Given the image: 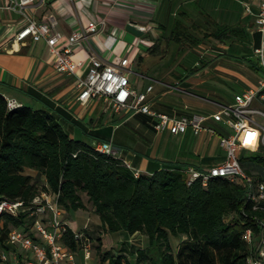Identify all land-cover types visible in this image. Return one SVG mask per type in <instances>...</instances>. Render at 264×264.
I'll return each mask as SVG.
<instances>
[{
    "label": "crops",
    "instance_id": "0c3cea01",
    "mask_svg": "<svg viewBox=\"0 0 264 264\" xmlns=\"http://www.w3.org/2000/svg\"><path fill=\"white\" fill-rule=\"evenodd\" d=\"M259 2L38 0L27 12L37 22L55 20L56 30L65 38L87 22L101 20L97 32L88 37V45L73 51V60L81 62L76 74H85L90 56L115 67L128 57L130 64L124 75L131 89L144 92L151 86L146 98L150 109L179 118L209 116L232 103L239 92L256 88L264 76L253 53L260 41L253 22ZM24 21L17 11L5 9L0 0V95L4 99L52 115L74 141L109 143L114 156L140 175L173 168L206 171L223 162L224 150L216 135L156 133L149 116L123 109L105 112L99 100L79 103L75 77L54 70L44 41L15 40ZM216 27L231 31L226 41L201 40ZM187 36L202 42L189 49L184 44ZM154 43H160L161 54L149 53ZM205 126L216 134L230 132L211 120ZM28 171V175L35 174ZM72 214L64 223L76 232L69 225L72 216H87L79 211ZM3 252L5 249L0 250V254ZM76 263L97 264L93 257L84 260L82 252L76 254Z\"/></svg>",
    "mask_w": 264,
    "mask_h": 264
},
{
    "label": "trees",
    "instance_id": "16d2710c",
    "mask_svg": "<svg viewBox=\"0 0 264 264\" xmlns=\"http://www.w3.org/2000/svg\"><path fill=\"white\" fill-rule=\"evenodd\" d=\"M229 34L226 27H216L201 40L222 43ZM186 39L189 49L202 42L191 36ZM159 45L154 43L149 53L161 54ZM252 153L260 171L245 167L242 156L240 168L264 181V145ZM28 170L42 182L34 181L25 173ZM185 170L164 169L134 177L115 156L70 139L52 115L21 105L9 109L0 95V201L21 202L27 208L45 191L56 196L62 214H72L86 208L85 197L102 233L146 238L147 246L134 251L131 242L119 243L111 252L102 251L100 238L93 245L89 241L97 264H246L248 248L241 235L252 226L249 216L254 213L243 205V183L214 178L205 186L199 179L188 184ZM33 221L28 211L15 216L1 213L0 250L6 249L4 243L12 229L36 240L30 230ZM60 243L78 253L82 242L67 226Z\"/></svg>",
    "mask_w": 264,
    "mask_h": 264
},
{
    "label": "built area",
    "instance_id": "2783aa9c",
    "mask_svg": "<svg viewBox=\"0 0 264 264\" xmlns=\"http://www.w3.org/2000/svg\"><path fill=\"white\" fill-rule=\"evenodd\" d=\"M7 10L17 11L24 18V24L15 35V40L24 42L44 41L48 48L54 70L62 75L75 77L74 87L77 91L76 100L85 104L99 100L105 112L117 113L126 110L133 114L149 116L154 120L153 129L156 133L167 132L170 135H182L189 131L193 136L206 132L217 136L218 144L224 150V160L221 164L210 167L206 171L187 168L189 175L188 184L199 179L202 186L214 178L225 179L229 182L240 180L244 187V206L249 207L251 227L243 230L241 239L248 248L246 264H264V181H258L246 175L239 165V158L243 150H257L259 145H264V127L260 126L254 116L264 117V113L251 108L254 100H264V76L258 81L255 89H247L233 96L232 103L221 106L209 116L191 115L189 117L174 118L162 113H157L146 104L147 95L151 92L149 86L144 92L131 89L124 71H128L129 59L122 58L118 67L103 63L98 57L90 56L89 65L83 76H78L76 71L81 62L73 60V51L77 47L87 46V39L98 30L99 19H93L85 26L73 31L70 36L63 37L56 30V21L49 19L37 22L28 15V9L38 0H3ZM249 12L248 8H245ZM253 22L260 35L258 46L253 53L262 74H264V0H260ZM9 109L19 107L13 99H5ZM211 120L221 123L230 132L226 135L216 134L207 128L205 123ZM93 150L114 156V150L109 143L97 142ZM126 169L138 177L139 172L132 170L130 165L123 164ZM28 211L34 221L30 230L36 240L26 233L12 229L6 237L5 252L0 254L2 264H77L76 252L60 243L67 225L61 218L62 212L56 204V196L52 193L41 191L25 208L21 202L0 201V214L8 213L17 215ZM243 216L247 217L241 210ZM256 214L260 215L257 216ZM253 227L256 233L253 232ZM81 239L83 259H91L90 243L82 234L77 233ZM29 255L28 257L26 255Z\"/></svg>",
    "mask_w": 264,
    "mask_h": 264
},
{
    "label": "rangeland",
    "instance_id": "374dc122",
    "mask_svg": "<svg viewBox=\"0 0 264 264\" xmlns=\"http://www.w3.org/2000/svg\"><path fill=\"white\" fill-rule=\"evenodd\" d=\"M253 109H257L260 112L264 113V104L261 102H258V100H254L252 104ZM255 120L257 123L264 127V117L260 116H254ZM226 135V133H223ZM242 158H244V166L247 167L248 169L252 171H257L259 170L256 165L253 163V153L250 151H244L241 153ZM260 171V170H259ZM25 173H31L29 171H25ZM34 181H36L38 184H40L42 181L39 179V177L34 174L33 176ZM83 201L85 203L86 208L84 210H80L79 214H83L84 216H87V218H78V217H73L71 218L72 221H70L69 225L71 226L72 229H74L76 232H79L82 234L85 238H87L92 245L96 242L97 238L101 239L102 242V251L109 250V251H114L117 249L119 243H125L126 245H129V242H131L133 245H129L131 251H134L136 248H145L147 246V240L145 237L136 234L134 235L131 239L128 238L124 234H105L101 232V228L99 226L98 219L96 216L93 214L90 206L86 204V199L83 197ZM73 215V214H72ZM80 217V216H79ZM62 220H70V214L63 213L62 214ZM72 223V224H71ZM176 241L173 240L172 244L175 245ZM128 247V246H127ZM92 257V255H91ZM97 263V259L93 257Z\"/></svg>",
    "mask_w": 264,
    "mask_h": 264
}]
</instances>
